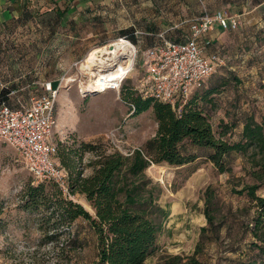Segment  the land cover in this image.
<instances>
[{"label": "rangeland", "instance_id": "obj_1", "mask_svg": "<svg viewBox=\"0 0 264 264\" xmlns=\"http://www.w3.org/2000/svg\"><path fill=\"white\" fill-rule=\"evenodd\" d=\"M246 22L220 38L213 50L218 56L215 72L195 84L179 102L183 107L194 101L208 116L216 134L227 125L225 138L230 143L240 140L243 117L250 115L259 123L264 121V11ZM120 39L128 40L134 47V56L132 68L118 89L101 94L85 91L92 79L87 71L80 70L85 57L73 66L72 76L55 77L57 81L63 78L55 102V107L59 105L63 112L59 121L56 119L51 138L57 147L56 163L67 162L73 177L77 172L86 174L88 162L96 155L95 151L85 150L84 144L93 145L99 153L128 154L143 148L156 132L151 108L133 116L124 100L129 96L144 97L140 85L145 69L142 51L129 39L116 35L104 46ZM26 97L10 93L6 88L0 90V102L14 105L17 99ZM0 147V264H99L97 237L88 222L78 218L71 226L64 227L47 221L41 208L23 207V191L28 185L42 184L45 192H52L54 184L34 178L13 148L2 143ZM189 151L199 157L186 166L150 164L145 171L161 189L156 203L169 212L161 220L155 249L147 263L156 264L168 255L195 254L202 264H264L250 233L253 202L245 194L235 192L254 182L249 158L231 152L226 158L230 172L219 173L205 157L210 150ZM207 188L213 194L210 213L214 224L210 228L203 215ZM256 195L264 197V181ZM65 197L94 214L82 195ZM49 199L53 201L54 197ZM203 227L205 232H201Z\"/></svg>", "mask_w": 264, "mask_h": 264}, {"label": "trees", "instance_id": "obj_2", "mask_svg": "<svg viewBox=\"0 0 264 264\" xmlns=\"http://www.w3.org/2000/svg\"><path fill=\"white\" fill-rule=\"evenodd\" d=\"M134 34L132 29L118 32V36L132 43H135ZM124 100L133 106V116L150 108L153 111L157 129L143 148L128 154H106L99 153L91 144H84L85 150L96 153L93 161L88 162L93 169L88 177H83L80 172L73 177L67 162L61 161L60 166L68 173L69 194L82 195L94 214L65 197L52 181L55 187L52 192H45L42 184L28 185L23 191V207L30 210L41 208L47 221L64 227L71 226L78 218L88 222L97 237L99 264H148L161 229V220L167 218L169 212L156 203L161 189L147 177L146 169L150 164L161 163L186 166L199 157L189 149H203L210 150L205 157L219 173L230 172L226 158L231 152H236L247 155L253 169L251 175L254 182L235 192L245 194L253 202L255 211L250 233L256 240L255 248L264 257V197L256 195L264 181V121L259 123L250 115L243 117L240 140L230 143L225 138L229 127L223 125V130L216 134L208 116L194 101H189L178 111L176 105L173 107L152 97L138 95ZM212 196L207 188L203 215L209 228L214 224L210 213ZM51 197H54L53 201L49 199ZM205 231L206 228H201V232ZM156 264L202 263L193 254L188 257L168 255Z\"/></svg>", "mask_w": 264, "mask_h": 264}, {"label": "crops", "instance_id": "obj_3", "mask_svg": "<svg viewBox=\"0 0 264 264\" xmlns=\"http://www.w3.org/2000/svg\"><path fill=\"white\" fill-rule=\"evenodd\" d=\"M262 11L264 0H0V90L27 95L12 107L29 104L41 83L56 86V75L72 76L76 63L123 29L137 32L135 44L143 54L163 40L183 43L190 20L204 13H226L238 19L239 27ZM229 31L234 30L213 24L204 55L215 53V45ZM62 112L55 107V119ZM88 169L83 177L92 174Z\"/></svg>", "mask_w": 264, "mask_h": 264}, {"label": "built area", "instance_id": "obj_4", "mask_svg": "<svg viewBox=\"0 0 264 264\" xmlns=\"http://www.w3.org/2000/svg\"><path fill=\"white\" fill-rule=\"evenodd\" d=\"M215 23L222 29L235 30L239 21L226 13L213 16L204 13L190 20L189 34L183 43L163 40L160 35L162 43L143 52L145 76L140 91L144 97L176 105L180 110L179 102L188 96L193 86L216 70L218 56L215 53L206 56L203 52L210 44L205 37ZM62 79L56 86L51 81L41 83L40 92L30 98L29 104L17 103L12 107L5 101L0 102V143L17 151L34 178L52 181L69 197L68 173L56 163L57 147L51 138L56 127L55 102ZM115 89L118 87L110 90Z\"/></svg>", "mask_w": 264, "mask_h": 264}, {"label": "bare ground", "instance_id": "obj_5", "mask_svg": "<svg viewBox=\"0 0 264 264\" xmlns=\"http://www.w3.org/2000/svg\"><path fill=\"white\" fill-rule=\"evenodd\" d=\"M103 55L112 57L108 59ZM133 56L131 45L121 39L108 46L92 49L80 64V70L87 71L92 78L85 91L101 94L112 87H119L125 74L132 68Z\"/></svg>", "mask_w": 264, "mask_h": 264}]
</instances>
